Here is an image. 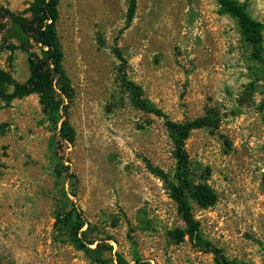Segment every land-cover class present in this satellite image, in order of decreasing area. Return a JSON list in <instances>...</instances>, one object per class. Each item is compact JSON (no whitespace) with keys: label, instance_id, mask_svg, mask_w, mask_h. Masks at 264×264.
Instances as JSON below:
<instances>
[{"label":"rangeland","instance_id":"374dc122","mask_svg":"<svg viewBox=\"0 0 264 264\" xmlns=\"http://www.w3.org/2000/svg\"><path fill=\"white\" fill-rule=\"evenodd\" d=\"M238 1L264 24V0ZM33 2L0 5L29 16ZM129 5L61 0L59 6L76 135L60 156L74 179L55 178L53 132L40 97L0 100V264H94L56 227L64 188L94 226L92 236L113 247L107 257L115 263L120 253L135 264L136 250L150 264H216L197 240L187 235L176 244L170 237L186 227L154 170L174 173L172 142L163 118L132 105L115 48L128 78L170 120L217 114L216 128L196 130L186 142L195 181L218 197L209 208L193 204V214L203 238L230 261L264 264V67L216 0H136L130 23ZM0 70L25 82L27 56L0 48ZM207 168L209 177L202 175Z\"/></svg>","mask_w":264,"mask_h":264},{"label":"trees","instance_id":"16d2710c","mask_svg":"<svg viewBox=\"0 0 264 264\" xmlns=\"http://www.w3.org/2000/svg\"><path fill=\"white\" fill-rule=\"evenodd\" d=\"M216 2L222 14L229 15L238 23L244 41L251 49L252 60L264 67V24L254 19L238 0ZM60 3L61 0H34L29 16L0 5V48L2 51L24 53L29 69V77L23 83L0 70V100L10 101L33 94L40 97L43 112L53 132L51 143L54 148V175L58 181L65 182L74 177L68 176V166H65L60 151H63L66 143L73 144L76 135L68 118L69 107L66 104L72 100L74 90L64 67V52L57 29ZM135 12L136 0H130L129 23L132 22ZM115 54L121 62L118 78L132 105L142 112L163 118L172 142L173 157L176 161L174 173L170 176L154 170L163 179L186 227L185 230L175 229L170 232L171 239L178 244L188 235L197 240L202 249L214 255L216 264H244L230 261L221 249L206 241L201 234L200 223L193 214V204L203 209L209 208L216 204L218 197L210 185L195 181L196 174L194 175L191 169L186 142L196 130L216 128L217 114L209 112L204 117L183 122L170 120L156 104L144 97L142 88L128 78L125 70L126 60L119 48H115ZM2 133L0 129V135ZM204 174L209 177L210 170L207 168L202 175ZM207 177L203 179L206 181ZM71 187H74V181ZM62 197L65 204L57 212L55 224L66 241L77 250L83 251L94 264H129L120 253H116V263L112 257H107L108 253L113 252V247L105 243V240L92 236L94 226L86 222L65 188ZM94 245L96 247L92 248ZM134 262L150 264L143 262L136 250Z\"/></svg>","mask_w":264,"mask_h":264}]
</instances>
